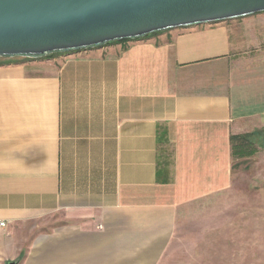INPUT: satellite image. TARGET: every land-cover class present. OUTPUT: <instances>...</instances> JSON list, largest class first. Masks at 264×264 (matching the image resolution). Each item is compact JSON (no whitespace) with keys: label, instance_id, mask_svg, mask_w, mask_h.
<instances>
[{"label":"crops","instance_id":"crops-1","mask_svg":"<svg viewBox=\"0 0 264 264\" xmlns=\"http://www.w3.org/2000/svg\"><path fill=\"white\" fill-rule=\"evenodd\" d=\"M254 132L264 13L1 66L0 264H157Z\"/></svg>","mask_w":264,"mask_h":264},{"label":"water","instance_id":"water-1","mask_svg":"<svg viewBox=\"0 0 264 264\" xmlns=\"http://www.w3.org/2000/svg\"><path fill=\"white\" fill-rule=\"evenodd\" d=\"M257 13L264 0H0V58L44 59Z\"/></svg>","mask_w":264,"mask_h":264},{"label":"rangeland","instance_id":"rangeland-1","mask_svg":"<svg viewBox=\"0 0 264 264\" xmlns=\"http://www.w3.org/2000/svg\"><path fill=\"white\" fill-rule=\"evenodd\" d=\"M157 264H264V149L236 166L229 188L184 207Z\"/></svg>","mask_w":264,"mask_h":264},{"label":"trees","instance_id":"trees-1","mask_svg":"<svg viewBox=\"0 0 264 264\" xmlns=\"http://www.w3.org/2000/svg\"><path fill=\"white\" fill-rule=\"evenodd\" d=\"M161 33V32H159ZM158 34V33H155ZM128 41L121 42H113V44L124 43ZM60 54H53L45 57L46 59L54 58ZM23 58H13V59H2L0 58V67L5 65L16 64L19 60ZM26 59V58H25ZM264 140V134L262 132H254L248 135H238L231 137V145H232V158L234 161L233 170H235L236 166L243 162L241 160H247L253 156H255L259 149L262 148V141ZM237 162V163H235Z\"/></svg>","mask_w":264,"mask_h":264},{"label":"built area","instance_id":"built-area-1","mask_svg":"<svg viewBox=\"0 0 264 264\" xmlns=\"http://www.w3.org/2000/svg\"><path fill=\"white\" fill-rule=\"evenodd\" d=\"M7 228V222L0 220V231Z\"/></svg>","mask_w":264,"mask_h":264}]
</instances>
